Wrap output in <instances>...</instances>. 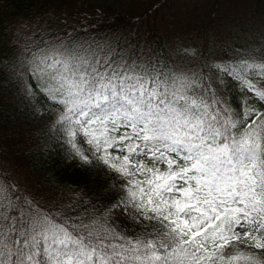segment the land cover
<instances>
[{"label": "snow or ice", "instance_id": "6c2138e0", "mask_svg": "<svg viewBox=\"0 0 264 264\" xmlns=\"http://www.w3.org/2000/svg\"><path fill=\"white\" fill-rule=\"evenodd\" d=\"M124 39L50 42L13 72L67 157L124 194L53 213L0 174V264H264V50L191 66ZM126 212L132 237L107 223Z\"/></svg>", "mask_w": 264, "mask_h": 264}, {"label": "trees", "instance_id": "16d2710c", "mask_svg": "<svg viewBox=\"0 0 264 264\" xmlns=\"http://www.w3.org/2000/svg\"><path fill=\"white\" fill-rule=\"evenodd\" d=\"M134 33L138 46L151 45L179 65L228 61L240 52L260 59L264 0H0V174L45 210L91 215L93 204L104 208L124 193L105 169L67 157L13 72L24 71L23 60L50 42L121 51ZM241 95L228 99L239 104ZM113 221L107 223L129 237L143 230L127 212Z\"/></svg>", "mask_w": 264, "mask_h": 264}]
</instances>
